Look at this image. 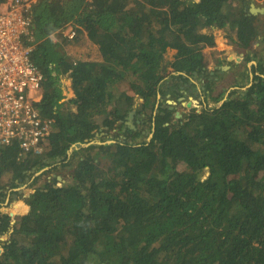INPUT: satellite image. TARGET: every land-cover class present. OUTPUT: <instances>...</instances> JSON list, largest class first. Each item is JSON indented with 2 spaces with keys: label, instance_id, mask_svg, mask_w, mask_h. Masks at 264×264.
<instances>
[{
  "label": "trees",
  "instance_id": "trees-1",
  "mask_svg": "<svg viewBox=\"0 0 264 264\" xmlns=\"http://www.w3.org/2000/svg\"><path fill=\"white\" fill-rule=\"evenodd\" d=\"M250 2L38 0L32 57L45 78L37 105L55 122L42 153L0 148V235H10L0 264H264V61L251 87L219 106L175 117L165 102L207 68L215 28L238 30L244 61L255 40L264 48ZM69 24L73 38L62 32ZM83 31L102 61L67 53ZM235 68L243 86L248 69ZM133 111L135 129L126 124ZM101 126L117 127L113 142L105 135L73 148ZM25 182L34 188L17 191L14 211L29 209L11 216L2 209L7 190Z\"/></svg>",
  "mask_w": 264,
  "mask_h": 264
},
{
  "label": "built area",
  "instance_id": "built-area-1",
  "mask_svg": "<svg viewBox=\"0 0 264 264\" xmlns=\"http://www.w3.org/2000/svg\"><path fill=\"white\" fill-rule=\"evenodd\" d=\"M37 2L0 0V148L17 143L19 156L42 153L55 122L37 105L45 78L32 57L31 24ZM62 32L69 38L76 35L73 27ZM56 35H52L55 40Z\"/></svg>",
  "mask_w": 264,
  "mask_h": 264
},
{
  "label": "rangeland",
  "instance_id": "rangeland-1",
  "mask_svg": "<svg viewBox=\"0 0 264 264\" xmlns=\"http://www.w3.org/2000/svg\"><path fill=\"white\" fill-rule=\"evenodd\" d=\"M256 6L257 7H263L264 6V0H260V2H257ZM257 17H258L257 18V23L260 24L261 26H264V16L262 14H260ZM73 26L74 25L69 24V25H67V27L65 29L69 30ZM213 32L215 33V45L212 46V47H205L204 48V52H205L206 57L208 58V61H209V64L207 66V72L208 71H214L213 74H212V76H213L212 80H214L218 76V80H217L218 83H217L216 88L214 86V88H215V91L213 92L214 95H217L218 92L220 93L221 91H223L224 97H227V95L231 93L230 91L232 89L233 84L237 83L239 75L238 76L236 75L237 77L234 79V73L237 71L234 65L232 67L234 69H228L226 67V68H224L225 72H223L222 70L220 71L221 68L220 67H216L219 64V63H216V59L217 58L220 59V56L224 59V58H226V54H229V53H232L233 55L236 54L237 57H240L237 54L239 52L243 51V50H244V52H246V50L242 49L241 46L236 45V43L233 44V42L231 40V37L228 36V32L225 31L224 28H222V29L215 28L213 30ZM261 32L264 34V30H262ZM261 37H262V35H260V38ZM56 39L58 40L57 36H56ZM259 44H260V42H256V40H255L252 43V45L249 47V49L251 50L250 51V55L253 58H251L248 61H243V62H241L239 64H236V66H238L240 69L248 68L249 71H251L252 70V65L254 64V65H256V69L258 70V66H259V63H260L259 60H263L264 61V48L262 47V44L261 45H259ZM74 45L73 44H71L69 46L67 45L68 46V47L66 46L67 47V51H68V49H70ZM235 45H236V47H235ZM174 52H175L174 50L169 51V53L167 54V57L171 58L173 56ZM237 57L235 58V60L240 61V59L237 58ZM222 64H223V66L229 65V63L225 62V61ZM253 70H254V68H253ZM258 73H260L259 70H258ZM198 80H199V78L196 80V82L198 83V86L201 87L202 86V82L198 81ZM70 81H71L70 77H67V76L63 77L62 82H63V85L65 87V91H69L68 86L70 84L69 83ZM246 82H249V81H246ZM245 83H242L243 86L239 85V87L245 88L246 87V86H244ZM121 87H122L123 90H128V84H123ZM166 98H167V96H166ZM171 100L174 101V98L171 97ZM222 101L223 100L210 101L209 104H210V106H214V105H218V103L219 102L221 103ZM183 102L184 103H179L178 102L176 104L177 105L176 109L181 112V116L186 114V113H188L191 107H196L197 109L202 108V106H201V104H199V102L195 103L194 101L191 100V98L187 94L183 97ZM189 102H190V105H187ZM130 122H132L134 124V115L132 116V118L129 119L128 125H131ZM104 129H105L104 126H101L100 132L96 133V136H95V138L93 140L102 141V137L106 135V140L114 141L115 139L112 138L113 137L112 134L114 132H116L117 127L115 129H111V131H108V132L104 131ZM150 137H151V134L148 132L146 134V136L144 135V136L140 137L139 140H143L145 138L146 139H150ZM72 150L73 149H70L69 152L71 153ZM33 188L34 187L31 186L29 184V182H25L21 186L8 189L7 190V198H6V201L3 203L2 209L5 210V211H9V212H11V211L15 212L14 211L15 204L22 203V200L18 199L17 191H19V193L28 194L29 192H31L33 190ZM28 209H29V207H28ZM25 212L26 211H24V212H15V214H23ZM11 228H12V226H11ZM9 236H10L9 234L0 235V252L2 251L1 244L3 243V241L8 239Z\"/></svg>",
  "mask_w": 264,
  "mask_h": 264
},
{
  "label": "flooded vegetation",
  "instance_id": "flooded-vegetation-1",
  "mask_svg": "<svg viewBox=\"0 0 264 264\" xmlns=\"http://www.w3.org/2000/svg\"><path fill=\"white\" fill-rule=\"evenodd\" d=\"M257 2H260V0H252V2H250V6L248 8L249 14L251 16L252 15L253 16H258L260 14H262L264 16V11H258L256 14L252 11V4L256 5ZM259 8H264V6L263 7H259ZM229 25H230V23L224 28V30L228 32V36L231 37V40L233 39V40L237 41L236 45H238V42H239L238 30L237 29L232 30V28ZM233 36H235V39L233 38ZM233 44H235V42H233ZM236 45H235V47H236ZM241 48H243V47H241ZM245 50H246V52H244V50H243V51H241V52H239L237 54L240 57H237L236 54L233 55L232 53H229V54H226V60H225V59H223L220 56L221 61L218 62L219 64L216 67H220L221 68L220 71L222 70L223 72H225L224 68H226V67L228 69H234V68H232L233 65L235 66L236 64H239V63L244 61V58H245L246 54L248 53V50L247 49H245ZM235 56L237 58H239L240 61L235 60V58H236ZM224 61L228 62L229 65L223 66L222 63ZM253 68H256V65H254V64L252 65V70L251 71H249V69L247 68L248 69V74H249V78H248L249 82L245 83L244 86H246V87L245 88L239 87L240 84H239V82H238L239 80H238L237 83L233 84L232 89L230 91L231 93H232V91H239V89L240 90H247L249 87H251L252 83L256 80L254 78L255 74H258V70L256 69V71H255V70H253ZM208 72H207V68L204 67L202 69V72H201L202 75L201 76L197 72H195L193 75L189 76L190 77V83H185L183 85H180L179 88H176L177 93L175 95H172V93H167L166 94L167 99L165 100V102L170 104V108H176L177 107L176 104L178 102L179 103H184L183 102V97L187 94L191 98L192 101H194L195 103L199 102V104H201L202 107L210 106V104H209L210 101H213L212 97L217 96L219 94V92L217 93V95H214V93H213L215 91V88H216L217 83H218L217 82L218 76L214 79L215 80V84H214L215 88L212 89V90L210 88L209 89L207 88L206 81L207 80H211L213 78L212 74H213L214 71H208ZM236 77L237 76H234V79ZM198 78H199L198 81L202 82V86L201 87H199L198 83L196 82V80ZM238 79H239V77H238ZM229 95L230 94H228L227 97H224V94H223V98L221 100L227 99ZM171 97L174 98V101L171 100ZM160 99H163V98H160ZM187 105H190V102ZM176 111H177V109H176ZM176 111H175V114H174L175 117H176ZM133 115H134V111L131 112L130 115L128 116V118L126 120V124H128L129 119L132 118ZM132 128L135 129L136 127H132Z\"/></svg>",
  "mask_w": 264,
  "mask_h": 264
},
{
  "label": "crops",
  "instance_id": "crops-1",
  "mask_svg": "<svg viewBox=\"0 0 264 264\" xmlns=\"http://www.w3.org/2000/svg\"><path fill=\"white\" fill-rule=\"evenodd\" d=\"M82 38L78 41L73 47L68 49L67 53L74 57L75 59H88V60H96L102 61V55L98 48V45L95 44L87 35L86 31H83ZM235 39V36H233ZM68 89L69 91H65L66 98L74 96V91L71 87V81L69 82ZM28 209V206H27ZM26 209V211H27Z\"/></svg>",
  "mask_w": 264,
  "mask_h": 264
},
{
  "label": "water",
  "instance_id": "water-1",
  "mask_svg": "<svg viewBox=\"0 0 264 264\" xmlns=\"http://www.w3.org/2000/svg\"><path fill=\"white\" fill-rule=\"evenodd\" d=\"M254 9H256V10H254ZM252 11L256 14L258 11H264V8H259V7H257L255 4H252ZM222 103V102H221ZM220 102L218 103V106L221 104ZM181 116V112L179 111V110H177L176 111V117H180ZM100 119H102L101 117L98 119V121L100 120ZM100 122V121H99ZM129 122V121H128ZM102 123H103V119H102V121H101V125H102ZM131 123V127H135V125L132 123V122H130ZM151 136H152V133H151ZM106 142H108V143H111V142H113L112 140H106ZM92 143H103V141H98V140H91V141H89V142H85V143H81V144H78V143H76V144H74L73 145V148H78L79 147V145H83V146H87V145H89V144H92ZM73 148H71V149H73ZM59 179H61V176H59ZM61 184V182H59V185ZM16 198V197H15ZM28 210V209H27ZM10 215L11 216H14L15 215V212H13V211H11L10 212ZM15 223V221L14 220H12L11 221V225H13ZM12 230H13V228H12Z\"/></svg>",
  "mask_w": 264,
  "mask_h": 264
},
{
  "label": "bare ground",
  "instance_id": "bare-ground-1",
  "mask_svg": "<svg viewBox=\"0 0 264 264\" xmlns=\"http://www.w3.org/2000/svg\"><path fill=\"white\" fill-rule=\"evenodd\" d=\"M254 10H256V9H254ZM20 203H18V204H15V207H18V205H19Z\"/></svg>",
  "mask_w": 264,
  "mask_h": 264
}]
</instances>
